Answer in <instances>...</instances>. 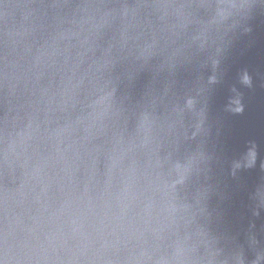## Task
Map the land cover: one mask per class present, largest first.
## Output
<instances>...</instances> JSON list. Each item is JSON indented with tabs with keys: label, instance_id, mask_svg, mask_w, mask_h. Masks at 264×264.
Returning a JSON list of instances; mask_svg holds the SVG:
<instances>
[{
	"label": "water",
	"instance_id": "95a60500",
	"mask_svg": "<svg viewBox=\"0 0 264 264\" xmlns=\"http://www.w3.org/2000/svg\"><path fill=\"white\" fill-rule=\"evenodd\" d=\"M0 264H264V0H0Z\"/></svg>",
	"mask_w": 264,
	"mask_h": 264
}]
</instances>
